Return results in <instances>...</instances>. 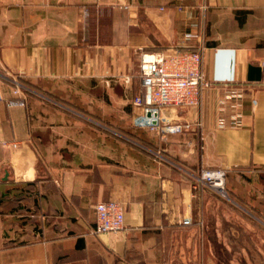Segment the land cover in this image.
Returning a JSON list of instances; mask_svg holds the SVG:
<instances>
[{
    "label": "crops",
    "instance_id": "0c3cea01",
    "mask_svg": "<svg viewBox=\"0 0 264 264\" xmlns=\"http://www.w3.org/2000/svg\"><path fill=\"white\" fill-rule=\"evenodd\" d=\"M199 46L214 86L142 125V54ZM231 85L244 123L220 127ZM202 167L228 170L229 198L193 187ZM110 199L125 227L96 233ZM257 227L264 0H0V264H176L185 245L235 264Z\"/></svg>",
    "mask_w": 264,
    "mask_h": 264
},
{
    "label": "built area",
    "instance_id": "2783aa9c",
    "mask_svg": "<svg viewBox=\"0 0 264 264\" xmlns=\"http://www.w3.org/2000/svg\"><path fill=\"white\" fill-rule=\"evenodd\" d=\"M204 47L197 49L159 50L144 52L141 58L140 76L142 89L135 98V103L144 106L150 113L148 118L140 123L153 130L158 129L160 112L171 106L199 105L205 90L214 86L207 77L204 68ZM129 80V79H128ZM14 93L19 95L20 88ZM20 96V95H19ZM20 98V97H19ZM243 98L240 86H228L220 97L218 125L220 127H240L243 125ZM23 104L25 101L17 99ZM178 125L171 127L174 131ZM6 145L10 143L5 142ZM13 146L17 143L13 142ZM228 170L223 167H202L195 176L193 187L196 189L208 187L220 196L229 198L227 188ZM126 205L124 202L110 199L96 204V228L94 232H117L125 227ZM191 218H184V224H190Z\"/></svg>",
    "mask_w": 264,
    "mask_h": 264
},
{
    "label": "rangeland",
    "instance_id": "374dc122",
    "mask_svg": "<svg viewBox=\"0 0 264 264\" xmlns=\"http://www.w3.org/2000/svg\"><path fill=\"white\" fill-rule=\"evenodd\" d=\"M257 230H260L261 233L258 235L256 234L255 237L252 238L251 242L249 243L252 252L250 253L251 254L250 257L245 258V256L242 255L235 260V264H264V227L263 228L260 227V229L257 227ZM242 246H247V244L243 243ZM184 249L185 251L181 253L182 257L180 256V253H178L179 257L176 260L177 261L176 264H201L200 259L194 257L193 254H190L189 251H191V249L189 250L186 249V245L184 246ZM213 262L215 264V260ZM226 262H227L226 264H232L229 263L228 260H226Z\"/></svg>",
    "mask_w": 264,
    "mask_h": 264
},
{
    "label": "trees",
    "instance_id": "16d2710c",
    "mask_svg": "<svg viewBox=\"0 0 264 264\" xmlns=\"http://www.w3.org/2000/svg\"><path fill=\"white\" fill-rule=\"evenodd\" d=\"M198 47H196V48H193V49H197Z\"/></svg>",
    "mask_w": 264,
    "mask_h": 264
}]
</instances>
